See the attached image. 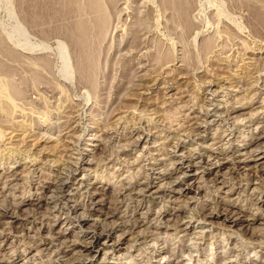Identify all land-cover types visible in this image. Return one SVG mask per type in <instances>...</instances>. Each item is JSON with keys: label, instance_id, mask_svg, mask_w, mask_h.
<instances>
[{"label": "rangeland", "instance_id": "rangeland-1", "mask_svg": "<svg viewBox=\"0 0 264 264\" xmlns=\"http://www.w3.org/2000/svg\"><path fill=\"white\" fill-rule=\"evenodd\" d=\"M53 3L0 0V264H264V0Z\"/></svg>", "mask_w": 264, "mask_h": 264}, {"label": "bare ground", "instance_id": "bare-ground-1", "mask_svg": "<svg viewBox=\"0 0 264 264\" xmlns=\"http://www.w3.org/2000/svg\"><path fill=\"white\" fill-rule=\"evenodd\" d=\"M32 2H33V5L34 6H37V7L40 8L41 14L44 15V16H46L47 13H48V10L50 8H52V6H54V3H53L54 0H32ZM187 7H189V6H187ZM187 7H186V4H182L181 1L178 2V4H176V8H177L176 11L178 13V17L180 18L179 20L182 23V26H183V29H184L185 32H189V30H190V23H189L190 21H188L189 20L188 19L189 16L187 15V12H188L187 11L188 10ZM262 28H264L263 25H262ZM68 30H69V34H70V39H71V41H72V43H73V45L75 47V50H76V56H77V61L76 62H77L78 68L80 70V73L82 74L81 76H83V73L85 71L84 68H85V65H86V63L88 61V57H87V55H85V50H86V47L88 46V44H87V42H88L87 41L88 40L87 32L88 31H87V28H84V27H80V28L79 27H69ZM262 52H264V51H262ZM87 72H88V70H87ZM84 76L85 77H88L87 74H85ZM22 79H23L22 81L20 80V82H21L22 85H21L18 93H19V95H22L23 96V95H27L25 93L26 90H27V80L25 78H22ZM4 120H6V119H4ZM61 184H63V185H61V188H63V186L65 187V183L62 182Z\"/></svg>", "mask_w": 264, "mask_h": 264}]
</instances>
